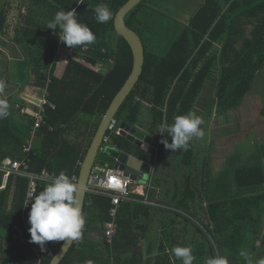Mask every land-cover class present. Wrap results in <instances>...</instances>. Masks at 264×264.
<instances>
[{
  "label": "trees",
  "instance_id": "trees-1",
  "mask_svg": "<svg viewBox=\"0 0 264 264\" xmlns=\"http://www.w3.org/2000/svg\"><path fill=\"white\" fill-rule=\"evenodd\" d=\"M28 1V13L25 17L20 15L21 25L16 27L14 41L17 46L28 45L34 48L33 58L31 61L28 59V66L30 68L31 62L34 63L33 71L30 70L37 77V85L48 87L49 99L56 105V109L48 108L46 123L38 131L34 149L28 155L23 154V147L31 135L34 120L28 116H20L18 111V117L15 116L16 112L10 116L8 110L7 117L0 119V162L8 157L28 159V169L32 172L41 173L46 168L55 177L63 171L73 179L74 176L79 177V163L84 161L86 153L80 142H72L68 136L76 133L75 136L79 140L88 135L92 124L95 131L98 129L102 118L133 70L132 50L122 37L117 41L115 31L116 15L129 0ZM102 3L107 4L113 13L112 19L103 24L96 21L94 12L95 6ZM7 5L12 3H6L5 8L0 11V32L6 28ZM39 9H42L40 13ZM61 10H75L78 21L87 24L95 34L96 41L91 45L76 46L72 49L64 45L59 40L60 29L57 27L54 31L47 28L48 21ZM152 11L149 0H144L126 17L127 26L142 39L145 66L140 81L121 107L118 117L132 125H143L140 115L144 104L149 103L153 116L151 132L156 134L160 124L171 125L175 116L193 111L208 77L216 70L219 110L226 113L236 109L251 91L259 71L264 68V0H234L227 14L221 18L219 1L207 0L179 34L167 31V25L155 18ZM243 15L248 19H257V23L254 22L253 25V22L249 21L250 25L254 26L252 36L246 38L239 49L236 46L239 43V29L234 27V24L241 18L239 16ZM167 37H171V40ZM145 41L149 44L148 48ZM218 42L223 45L221 57L212 52ZM60 46L76 54V58L82 56V61L69 57L68 61L61 63L63 65L57 72L55 61ZM101 63H111L109 73L107 71L102 74L94 69ZM43 71H47V74L42 75ZM43 76L50 77L48 85L43 81ZM86 101L83 111L80 112ZM17 120L23 124L19 126ZM92 134L95 132L91 133V136ZM122 140L119 137L113 141L122 145ZM168 140L171 143L170 137ZM164 149L160 143L157 164L161 161ZM192 152L193 147L189 145L183 157L185 164H188V158L191 159ZM145 158L148 159V155H145ZM187 184V194L193 197L190 183ZM235 184L244 194L250 195L211 203L210 219L218 232L233 226L232 237L235 238L232 240L237 241V244L244 240L239 236L240 229L248 225L255 229V240H258L263 232L258 223L264 211V193H259L264 189L263 168L253 164L237 170ZM46 185L40 184L38 194ZM27 189L28 181L14 176L9 179L6 190L0 193V226L5 228V233L0 235L3 236L0 241L10 243L13 235L22 227ZM253 192L256 194H252ZM177 204L180 208H188L189 203L187 198H181ZM30 208L27 211L28 218ZM110 208L109 198L87 195L83 213L85 225L81 239L104 233V225L110 221ZM130 223L125 221L123 224H127L126 227L130 229ZM118 239L116 238L112 245L106 243L107 257L99 259L101 264H110L111 256L120 250ZM122 241L123 252L129 245H136L131 239L124 238ZM49 244L53 246L52 252L43 256L41 264H50L64 242L52 241ZM2 245L0 242L1 253ZM77 248L78 245L74 244L61 264H73L71 256ZM10 254L12 257H9ZM0 259V264H38L32 246L20 241L7 249Z\"/></svg>",
  "mask_w": 264,
  "mask_h": 264
},
{
  "label": "crops",
  "instance_id": "crops-1",
  "mask_svg": "<svg viewBox=\"0 0 264 264\" xmlns=\"http://www.w3.org/2000/svg\"><path fill=\"white\" fill-rule=\"evenodd\" d=\"M18 1V0H17ZM19 1H25V0H19ZM192 2H196V0H191ZM200 1V5L199 7L195 10V13L190 17V20L200 11V9L205 5L207 0H199ZM219 4L221 5V13H220V18L223 17L225 14H227L226 12H228V10L230 9V6L232 4V2L234 0H231V2H227L226 0H218ZM7 2H10V0H2L0 3V11L3 10L5 8V5ZM8 4V3H7ZM7 10V24H6V28L4 29L3 32H0V79H3L6 82V87L5 89L0 92V100H3L4 102H8L9 101V97L8 95L9 90L10 89H15L14 92L17 93L20 91L19 93V97L20 100H23L24 103H20L17 102V100H15V105H16V109H14V111L16 112L15 116L18 117V113L20 114V116H25V117H30L33 119V117L31 115H24L21 112V108H27L28 111L30 113H33L36 110L35 105H33L30 102H34L35 104H37L35 101L40 100L41 98H43L44 95H47L48 99H49V93H48V87H39L37 85V77H30L29 78V82L25 84L24 88L22 87L21 82H26L27 77H5L9 74L10 72V61L15 57L16 52L21 50V54L23 55V57H26V53H25V47L19 45L17 46L15 44L14 38H15V31L16 28L12 27V32L8 31V24L10 23L12 26H14V22H10L11 17H15V14H11L13 11L10 10L9 6L7 5L6 7ZM234 17V16H232ZM241 18H239V20L237 19V23L234 24V27L239 29V33H237V39L239 35H242V29L244 28V24L245 22L247 24L248 23V19L246 18L245 15L243 16H239ZM246 18V20H244L243 18ZM15 20V19H14ZM189 20V22H190ZM189 25V24H188ZM187 25V26H188ZM18 26V25H17ZM16 26V27H17ZM237 29V32H238ZM239 49L242 48V45L240 46L239 43L238 45H236ZM221 47H223V45L221 43H216L214 46V49L212 50V52H216V55L221 57L220 55L221 53ZM219 48V49H217ZM69 51V50H67ZM69 53L72 54V52L69 51ZM21 58V57H20ZM220 63V60L218 61V64ZM30 74V73H29ZM217 76H218V72H217ZM61 78V77H59ZM43 81L47 83V85L50 83V77H42ZM218 80V77H217ZM217 87L218 84L216 86V94H215V99L213 100V104L215 102V107H216V112L218 113L219 111V106H218V98H217ZM253 87V86H252ZM24 89V90H23ZM252 90V89H251ZM250 93V92H249ZM248 93V94H249ZM248 94L244 97L243 101L241 102V104L234 109L235 113H237L238 111H241L242 114H249L250 112L249 110L255 109V113L259 114L261 113L262 118H264V103L262 101V97L259 96L258 98L254 99L253 97H248ZM201 95V94H200ZM200 98V96H199ZM198 98V100H199ZM254 99V100H253ZM50 100V99H49ZM197 100V102H198ZM51 101V100H50ZM196 102V103H197ZM53 103V102H52ZM27 104V105H26ZM39 104V103H38ZM30 105V106H29ZM145 105H147V107H149V110L151 112V105L149 103H145L144 107L142 108V113L144 112V108ZM251 106H253V108L251 109ZM33 107V108H32ZM207 107V106H206ZM206 107L205 109L199 110L196 112V114L198 115L200 112L202 113L204 111H206ZM195 109V105L193 110ZM18 111V113H17ZM233 112V110H230L226 113H222V115H227L228 113ZM140 115V119L142 117V114ZM219 114V113H218ZM34 120V119H33ZM18 121V125L20 126L21 124H23L20 120ZM95 121V120H94ZM153 121V116H152V112H151V123ZM246 119L243 120V122H245ZM142 122V120H141ZM150 123V130L149 132L146 129H142L146 134L153 136L154 138L157 139V137H159L158 133H152L151 126ZM18 126V127H19ZM142 127V125H140ZM23 127V126H22ZM221 130V129H219ZM245 129L242 127L241 130L239 131L238 134L241 135H245ZM83 131H85V129H83ZM97 131V130H96ZM95 131V126L92 124V126L89 127L88 130V135L81 139L78 140V138H76L74 133L73 135H69L68 139L72 142H80V144H82L83 146V151L87 154V151L92 143V140L96 134ZM95 134L93 136H91V133ZM232 133V131L228 132L226 134L223 135L224 137H226L227 135L229 136ZM222 134V133H221ZM156 135V136H154ZM222 135V137H223ZM247 135V134H246ZM261 137V142L259 146V148L255 149V151H253V153H251V155L248 154V151H252L253 149H249V145L248 144H244L241 143L239 145H234L233 150H232V155L230 158L227 159V162L232 163V164H226V165H222L223 162L217 163L214 166H212L211 163V171H210V182L208 183V175L204 177H200V185L202 187L209 188L211 190V193L209 194V198L210 201L207 199L205 202L206 206H207V211H208V217L209 219L211 218L210 214H209V206L211 205V203L214 202H218V201H230L233 198H237V197H241L243 195H250L248 193L244 194L241 189H239L237 186L234 185L232 186V183L228 180H231L230 178L232 177L231 171L232 170V166L233 168H235L234 171V176H235V172L241 168H244L248 165H253V164H257L258 166L260 165L263 168L264 171V136L260 135ZM218 130L216 128H211V148L213 149V147L215 148V145H217L218 141L215 143L213 140L214 139H218ZM162 137L160 136V139L157 141L158 145L155 148V152L158 156V151H159V147H160V141H161ZM196 139V138H194ZM189 145H191L193 147V152H192V157L191 159H187L188 164L184 163V159L183 157H185L184 153L182 155L181 158V163L182 165H184L185 167H190L193 165L194 163V158H195V145L190 142ZM24 149V148H23ZM187 150V149H186ZM217 150V147H216ZM23 154H25L23 152ZM155 154V153H154ZM153 154V155H154ZM28 155V154H25ZM148 155V159L146 163H148L151 167V174L152 178H150V180L147 182L149 183L151 181L152 184V188L153 189H145L146 185H139L135 190H138V195H136V201L138 199V197H143V195H146V193L149 192L152 193V191L156 188V187H160L161 188V184L162 181L161 179L157 178L156 176L158 175V171H157V167L156 165H153V155H150L149 153H144V156ZM197 157V156H196ZM11 158V157H8ZM254 158V160L249 161V159ZM7 159V158H5ZM13 159V158H12ZM197 158H195L196 161ZM18 160V159H17ZM25 160V159H22ZM20 160V161H22ZM143 160V159H142ZM158 160V157H157ZM156 160V162H157ZM211 160V159H210ZM3 161V160H2ZM152 162V163H151ZM83 164V162L79 163ZM157 164V163H156ZM158 165V164H157ZM231 166V167H229ZM214 168V169H213ZM46 169V168H45ZM81 169V166H80ZM206 169V168H205ZM203 171V168H202ZM205 171V170H204ZM149 175V176H150ZM160 175V174H159ZM148 176V177H149ZM154 176V177H153ZM147 177V179H148ZM145 179V180H147ZM26 180V179H25ZM144 180V181H145ZM193 177L191 175H188L186 177H184V182H183V194H170L169 190H166V195H168L167 197H169V201L171 203H173L174 205H172L175 209L178 208V211H182V212H193L196 215L199 212H194V206H195V202L197 201V198H199V193H197L196 191V186L193 185ZM143 182V181H142ZM190 183V189L191 192H194V196H188V188H187V183ZM135 183H139V182H135ZM48 184V183H46ZM200 186V187H201ZM7 188V184L5 182L2 181L1 177H0V193L5 191ZM234 188V192L233 189ZM158 192V189H157ZM231 192V194H230ZM145 193V194H143ZM170 195H169V194ZM234 193L233 197L232 194ZM259 193H264V189H261ZM252 194H256V192H253ZM88 195V193H87ZM89 195H93V194H89ZM100 196V195H97ZM180 197V198H179ZM181 198H187V202L188 204V208L183 206L182 208L179 207L178 204H175L174 202H177L179 199ZM148 199V198H147ZM167 199V198H166ZM151 201H154V199H149ZM136 201H132V202H123L120 206L119 209V217H118V234L115 236V239L119 238V247L120 250L116 251L115 255L111 256V261L110 264H182V261L180 259H177L171 252V249L175 246H184V247H191L192 251H193V255L195 256V260H194V264H204V257L207 256L205 259H207L208 257H214L215 254H217V251L215 250V247L212 246L210 241H206L207 238H204L202 235V232L198 229V225L197 222L194 221L193 219H191L190 217L187 218L185 216L179 215V214H173L170 212H167L168 210H170L169 206H165L162 203H159L160 205H155V204H150V203H136ZM185 210H184V209ZM10 209V206H9ZM204 210V209H203ZM264 210V208L262 209ZM28 211V210H27ZM27 211L25 213L26 217H27ZM264 214V211H263ZM23 215H24V209H23V214H22V223H23ZM28 218V217H27ZM211 220V219H210ZM131 222V228L128 229L126 227V225H124V222ZM120 222V223H119ZM212 224V235L216 239H220L221 242L218 243L217 240V245L219 247L221 256H224L227 258L228 260V264H242L241 260L239 258V254H240V247L242 246L243 242H240V244H237V241L232 240L235 237H232V233L234 232V227L231 226L229 228H227L225 231L223 232H218L215 231L216 227L214 226V224L212 223V220L210 221ZM259 223V227H262V231L264 233V216L262 215V218L260 221H258ZM106 224V223H105ZM23 226V225H22ZM250 227V230L247 228ZM105 228V225H104ZM103 228V229H104ZM5 228L0 226V235H1V230H4ZM240 234L239 236L242 237V239H250L248 242L252 244V239H256L255 237V229L252 228V225H248L245 227H242L240 229ZM5 233V230H4ZM3 233V234H4ZM126 235L125 237L123 235ZM260 238H257L258 243H260V248L256 249V246H254V249L252 251V256L251 258L255 257L256 255L259 257L262 255H264V243H263V237L264 234L261 233V236H259ZM3 236H0V239H2ZM83 238L82 235L80 237V239L76 240L75 245H78V248L76 249V251L72 254L71 256V261L73 262V264H101L99 259H102V257L104 259H106V255H107V246H106V239L104 238V233L103 234H92L87 236V239H81ZM131 239L134 243H136V245L134 244L132 247H129L124 250L123 252V245L124 242L122 241V239ZM260 239V240H259ZM81 242H79V241ZM113 241V242H114ZM0 242L3 243V252L1 253L0 251V255H3L6 253V250L9 249L11 246L19 243V242H14L13 241V237L10 243H8L5 240H1ZM21 242V241H20ZM24 243V242H21ZM257 243V244H258ZM206 244V245H205ZM256 244V243H255ZM53 247V246H52ZM248 251V250H247ZM246 253V252H245ZM9 257H12L11 254L9 255Z\"/></svg>",
  "mask_w": 264,
  "mask_h": 264
},
{
  "label": "rangeland",
  "instance_id": "rangeland-1",
  "mask_svg": "<svg viewBox=\"0 0 264 264\" xmlns=\"http://www.w3.org/2000/svg\"><path fill=\"white\" fill-rule=\"evenodd\" d=\"M7 3H10V4L12 3V5H10L9 8L11 11H13L11 14L12 15L15 14V17L12 16L10 19L11 23L12 22L15 23L14 26H12L10 23L8 24V31L12 32V27L16 28L17 25L18 26L21 25L20 15L22 14V17H25L26 14L28 13L27 7L29 5V1L25 0L22 2L19 0L18 1L10 0V2H7ZM149 5L153 9L152 13L154 14L155 18L162 20L163 24L167 25L165 26V29L167 31H171L176 34H179L183 30V26H187L189 24L190 17L195 13V10L199 7L200 1L196 0V2L194 1L192 2L191 0H149ZM41 11L42 9H39L38 13H40ZM246 18L244 17L243 19L246 20ZM256 20L257 19L253 20L252 18L248 19L249 24L245 22V24L243 25L244 26V28L242 29L243 33L242 35L238 36V41H239L240 46L243 44L246 38H251L252 31L254 30V26H253L254 22L257 23ZM249 21H252L253 25H250ZM167 38L169 41L171 40V37L170 38L167 37ZM145 45L147 48L149 47L148 46L149 44L147 41H145ZM24 47H25L26 57H23V55L20 53L21 50L20 52L17 51L15 57L10 61L11 63L10 72L7 76H5V77H18V78L27 77L26 82H23V83L21 82L23 88L25 84L29 82L30 77H36L35 73L31 72V70L33 71L35 67L34 63L31 62L30 68L28 66V59L30 61L32 60L33 58L32 53H33L34 48L28 45ZM67 50L68 49L64 46H60L57 50L56 61L60 62L58 65H56L57 72H58V68H60V66L63 65L61 63L66 61L65 58L70 57L71 55V53H69V51ZM161 51L162 50H159V52ZM77 59L81 62L82 56L78 57ZM110 66H111V63H101V64H98L94 69H96V71H99L102 74H105L109 70ZM57 72L55 75H57ZM45 74H47V71H43L42 75H45ZM216 86H217V70L214 72L213 75L208 77L204 90L202 91L198 102L195 104V109L192 111L196 113L199 110L205 109V107L207 106L205 113L203 111L202 113L200 112L198 114V116H200L201 119L203 120V123L200 127L204 131V136L202 138L193 139L192 141H190L195 145V148H196L195 150V158H197L196 161L194 158L193 165L190 167H185L181 163V158L186 150L177 149L175 150V152H173L172 150L164 149V153L161 158V161L157 165L156 163L158 162L157 160L158 156L155 152V154L153 155L152 162H153V165H156L157 167L158 175L156 177L161 179L162 181L161 188L155 186L156 190L154 189L152 193L150 194L149 192L146 193L145 197H138L136 203L146 204L147 203L146 198H148V200L153 198L154 202H159V203L164 204L165 206H169L170 210H168L167 212H170L173 214H179L182 216L186 215L185 217L188 216L187 218L190 217L191 219L197 222L198 229L202 232L203 237L207 238L206 241H210L212 246L215 247L217 254L221 255L219 247L216 246L217 243L215 241V238L212 235V230H213L212 224L210 222L211 220L208 217V211H207L208 209L205 204V202H208L206 201L207 199L210 201L209 194L211 193V190H210L211 187L209 188L210 184L208 185V188L202 187L200 185L201 183L200 177L205 178V176L208 175L207 182L209 183L211 163H212V166H214L217 163L221 164L222 162H223L222 165H226L227 163L232 164V163L227 162V159L231 157L234 145H239L245 141L244 143L250 146L249 149H253L252 151H248V154L251 155L253 151L256 152L255 149L259 148V146L261 147L260 140L262 136L260 135L264 136V118H262L261 113L259 114L255 113L256 112L255 109H252L253 106H251L252 110H249L250 115L245 114V113L243 115L241 111H238L237 113H235L234 110L233 112H230L227 115H222V112L219 110L218 111L219 114H218L215 111L216 110L215 102L214 104L212 103L213 100L215 99ZM14 90L15 89L9 90L10 94L8 95V97L10 99L8 102L5 101V103H7L8 105L10 116H13L15 113L14 111V109H16L15 100H17V102L20 101V103L25 104L23 100H20V97H19L20 91L15 93ZM259 96L262 97V101L264 103V68L261 71H259V73L257 74L256 79L253 83L252 90L248 94V97L250 98L253 97L254 99L258 98ZM142 114H143L141 117V120L143 123L142 128L146 129L149 132L150 130L149 126L151 123V112L149 110V107H147V105H145L144 112ZM244 119H246L245 122H243ZM14 121H15V116H14ZM212 127L218 130V136H219L218 139L213 140L215 143L218 141L217 145H215V148L213 147V149L211 148L212 147L211 146V128ZM242 127L245 129L244 136L241 134H238ZM230 131H232V133L229 136L227 135L226 137H224L223 132L224 134L225 132L227 134ZM116 138L118 137L115 135H110L111 141H113ZM157 139L158 140L160 139V135L159 137H157ZM216 147H217V150H216ZM252 160H254V158L249 159V161H252ZM231 166H232V170L230 171H231L232 177L230 178L231 180H228V181H230L232 183V186L234 185V188H235L236 186L235 176H234L235 168H233V165ZM202 168H203V171H202ZM188 175H191L193 177L194 179L193 185L196 186L197 188L196 191L197 193H199V198H197V201L195 202V206H194V212H199L197 215L193 212L187 213V212L178 211V208L176 207L174 209V207L172 206L174 204L169 201L170 198L167 197L168 195H166L165 193L166 190H169L170 194L175 193V194L184 195L183 194V190H184L183 182H184V177ZM150 178H152V175H150L148 179L143 182L135 183L132 186V189L133 190L136 189L139 185H146L147 182L150 180ZM234 188H232L233 192L235 190ZM157 189H158V192H157ZM233 195L234 193L232 194V197ZM174 203L177 204V202H174ZM248 229L250 230V227H248L247 230ZM3 233H4V230H1V234ZM262 234L264 233L262 232ZM249 240L250 239L243 240V244L240 247V253L246 252L247 255L251 258L253 254L252 253L253 247L256 246V249L257 248L259 249L260 243L256 242L258 240L252 239V241L254 240L252 242L253 244V247H252V245L248 242ZM206 257L207 256H205L203 259L204 264H206L207 259H209V257L205 259ZM0 258H2V255H0ZM239 258L241 260V263L243 262L242 264L244 263L246 264L244 257H242L240 254H239ZM260 258H264V255L261 254V256L259 257L256 255L254 258L252 257L251 260L253 261V264H255V262Z\"/></svg>",
  "mask_w": 264,
  "mask_h": 264
},
{
  "label": "clouds",
  "instance_id": "clouds-1",
  "mask_svg": "<svg viewBox=\"0 0 264 264\" xmlns=\"http://www.w3.org/2000/svg\"><path fill=\"white\" fill-rule=\"evenodd\" d=\"M95 19L98 23H107L112 19L113 13L107 4H99L94 8ZM60 29L59 40L72 49L76 46L91 45L96 41V36L87 24L80 23L75 10L58 11L54 18L47 23V28ZM6 87V82L0 79V92ZM8 105L0 100V119L7 117ZM203 120L195 112L174 117L173 123H162L157 132L162 137L160 143L165 149L175 152L177 149L186 150L194 138H202L204 131L200 127ZM168 137L171 138L169 143ZM80 185L61 171L52 179L44 189L31 200L29 212V233L31 242L41 246L46 242L77 240L82 235L85 217L79 203ZM31 196V193H29ZM29 204L26 205V207ZM64 243V244H65ZM172 254L182 261V264H194L196 259L191 247L175 246ZM246 264H253L245 252ZM206 264H228L226 257L216 255L207 259ZM255 264H264V258L258 259Z\"/></svg>",
  "mask_w": 264,
  "mask_h": 264
},
{
  "label": "water",
  "instance_id": "water-1",
  "mask_svg": "<svg viewBox=\"0 0 264 264\" xmlns=\"http://www.w3.org/2000/svg\"><path fill=\"white\" fill-rule=\"evenodd\" d=\"M143 1L144 0H129L119 10L115 18L117 41L122 37L130 46L134 58L133 70L123 88L114 98L105 116L102 118L81 166L78 184L80 185L79 203L82 213H84L85 209L89 178L96 161H98L101 166L120 170L134 182L144 181L152 172L150 165L137 157L139 153L137 149L153 155L158 145L157 139L146 134L137 126L129 124L118 117L121 107L140 81L145 66V48L142 39L126 24V17ZM113 64L115 65V62H113ZM109 72L110 71L107 73ZM91 97L92 95L89 99ZM35 102L37 104L39 103V101ZM86 103L87 101L80 109V112L83 111ZM113 120L117 121L114 134L120 131V138L123 139L122 145L114 141L104 143V139L108 135L109 126ZM130 145L134 146L136 150H133ZM75 243L76 240H71L63 244L58 253L54 255L50 264H61Z\"/></svg>",
  "mask_w": 264,
  "mask_h": 264
},
{
  "label": "built area",
  "instance_id": "built-area-1",
  "mask_svg": "<svg viewBox=\"0 0 264 264\" xmlns=\"http://www.w3.org/2000/svg\"><path fill=\"white\" fill-rule=\"evenodd\" d=\"M65 60L68 61L69 59L66 57ZM55 62L57 65L60 63L59 61ZM38 101L39 104L30 102L36 107V110L33 113H30L27 108H21L22 114L31 115L34 119L31 135L25 141L23 147V152L25 154H30L33 151L37 133L46 123L48 108L52 110L56 109V105L48 99L47 95H44L43 98ZM116 124V120L111 122L108 129V135L105 137L104 143H109L111 141L110 135H115L117 137L121 136L120 131L114 134ZM28 163V159L22 161L12 158L4 159L0 162V177L6 184L9 179L14 176L28 181L27 196L24 203L23 226L13 235V241H21L30 244L38 259V264H41L43 256L52 252V246L49 242H46L42 250L40 245L31 242L29 233V218L26 217L25 213L31 207L30 203L32 198L38 195L40 184L49 183L55 178V175L47 169H44L41 173L32 172L28 169ZM80 166H82V163ZM72 180L74 183L78 184L79 177L74 176ZM134 184L135 182L130 177L125 176V174L120 170L112 169L107 166H101L98 161L94 164L88 182L87 193L104 196L111 200V208L109 211L110 221L105 224L104 228V238L110 245L113 244L114 238L118 234V217L121 204L123 202L136 201V195L139 194L138 190L132 189ZM149 188L152 189L151 181L147 183L145 187V189ZM29 193H31V196ZM145 196L146 195H143V197ZM146 201L150 204L160 205L157 202L149 201L147 198ZM27 204L29 205L26 207Z\"/></svg>",
  "mask_w": 264,
  "mask_h": 264
},
{
  "label": "flooded vegetation",
  "instance_id": "flooded-vegetation-1",
  "mask_svg": "<svg viewBox=\"0 0 264 264\" xmlns=\"http://www.w3.org/2000/svg\"><path fill=\"white\" fill-rule=\"evenodd\" d=\"M76 56H77V55L74 54V53H72V54L70 55L71 58H76ZM67 58H69V57H67ZM76 59H77V58H76ZM134 126H137V127H138L139 129H141V130L143 129V128L140 126V124H137V125H134ZM142 131H143V130H142ZM130 147H132L133 150H136V148H135L134 146L130 145ZM137 151L139 152L137 157L140 158V160L143 159V161L148 162L147 159H146L145 156H144V153H145V152H143V151H141V150H139V149H137Z\"/></svg>",
  "mask_w": 264,
  "mask_h": 264
}]
</instances>
